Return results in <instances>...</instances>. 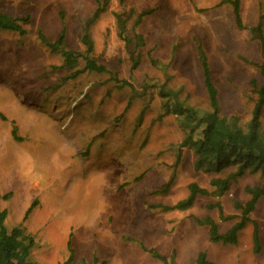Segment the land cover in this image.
Returning a JSON list of instances; mask_svg holds the SVG:
<instances>
[{
	"label": "rangeland",
	"instance_id": "374dc122",
	"mask_svg": "<svg viewBox=\"0 0 264 264\" xmlns=\"http://www.w3.org/2000/svg\"><path fill=\"white\" fill-rule=\"evenodd\" d=\"M106 1L105 12L90 22L95 0H0L1 12L28 19L23 36L0 32L6 228L20 227L32 237L33 264H64L71 251L72 264H164L151 250L165 258L175 254L176 264H195L199 252L213 264H264V196L237 245L210 241L209 228L198 223L210 218L225 234L241 220L235 205L250 200L246 189L262 186L264 173L247 172L223 195L212 194L211 180L226 179L236 168L196 170V155L181 147L187 129L163 110L158 94L165 88L187 106L209 108L201 47L220 115L245 127L256 99L253 83L262 81V46L252 29L261 26L264 42V0H240L242 28L226 0ZM116 14L127 22V41L119 36ZM63 30L64 48L83 54L87 33L89 58L105 71L73 77L85 60L70 71L40 39L42 33L53 43ZM13 125L21 142L12 137ZM192 183L211 195L198 196L188 210H163L185 200Z\"/></svg>",
	"mask_w": 264,
	"mask_h": 264
},
{
	"label": "trees",
	"instance_id": "16d2710c",
	"mask_svg": "<svg viewBox=\"0 0 264 264\" xmlns=\"http://www.w3.org/2000/svg\"><path fill=\"white\" fill-rule=\"evenodd\" d=\"M125 0H120L123 3ZM98 8L91 18L90 22L99 18V15L105 12L107 8V1L102 3L100 0H95ZM235 17V22L238 28H242L241 19V4L240 0H226ZM119 36L127 41L124 37L126 34V20L121 14L115 15ZM28 19H15L7 16L0 10V32H13L19 35H25L22 23L27 22ZM253 34L258 35V39L262 46V64L259 66L261 72V85L253 83L256 99L254 101V108L250 122L244 127L237 121L227 119L220 115L218 103V90L211 77V71L207 56L201 47H198V60L203 71L204 87L209 101V108L207 110L198 109L185 105L180 101L175 92L159 89V96L162 99L163 110L176 116L177 120L187 129L186 135L181 143L182 148H188L196 155L195 168L198 171L206 173H221L229 167H235V172L229 174L226 179H212L211 187L215 191L212 194L223 195L229 189V183L232 179L244 176L247 172L262 171L264 173V132L262 131V116L264 114V42L262 37L261 26L257 29H252ZM140 45H144L142 37H137ZM42 42L54 52H59L64 60V67L68 70H74L79 64V60H85V67L82 70L75 71L74 76L81 73L103 72L104 67L97 66L95 61L89 58L93 53V42L87 33L84 34L82 42L86 47V53H77L69 51L64 48L65 30L62 31L59 38L50 43L40 33ZM137 65V62L135 63ZM0 121L6 122L7 118L0 113ZM18 129L15 125L12 128V137L15 141L21 142L17 136ZM246 193L251 197L244 205L236 204L237 210H241L242 216L239 223L235 224L225 234L219 232L218 224L206 218L203 221H198L200 225L209 228L210 241L214 243H221L223 245H237L239 233L245 228L247 222L250 221L249 215L255 210L259 200L264 196V184L260 187L247 188ZM209 190L199 187L192 183L189 186V195L185 200L179 201L172 207H164V211H184L192 207L194 201L198 196H210ZM6 195L4 199L9 198ZM1 199V196H0ZM35 203L27 211L24 220L32 212ZM219 211L221 208L217 205ZM7 219V211L0 208V264H33L30 261L31 251L34 247V242L31 236L26 235L25 230L20 227L9 231L5 226ZM228 220L232 217L227 218ZM253 244L254 252L259 254L261 251L259 226L253 223ZM153 258L160 260L164 264H176L175 254L170 258L160 256L157 252L149 251ZM73 252L70 253V258L64 264H72ZM98 264V261L96 262ZM105 264V263H101ZM195 264H213L205 252H199Z\"/></svg>",
	"mask_w": 264,
	"mask_h": 264
}]
</instances>
